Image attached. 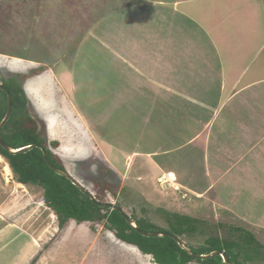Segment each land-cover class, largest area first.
I'll return each instance as SVG.
<instances>
[{
  "label": "rangeland",
  "instance_id": "374dc122",
  "mask_svg": "<svg viewBox=\"0 0 264 264\" xmlns=\"http://www.w3.org/2000/svg\"><path fill=\"white\" fill-rule=\"evenodd\" d=\"M202 2L206 9L204 18L211 25L209 19L217 5L211 0ZM132 7L130 0H0V83L10 76L29 75L23 87L35 115L45 125L49 148L95 196L102 189L106 193L105 203L120 204L132 218L143 217L163 228L169 227L168 211L205 221L192 238H183L188 246H201L209 236L226 238L231 226L244 227L263 245L264 255V168H237L218 183L220 186L201 178L206 172L204 165L195 166L193 176L187 178L192 163L201 161L196 146L189 144L171 154L157 151L160 155L156 157L162 164H174L182 171L190 181L189 186L179 185V181L176 185L162 184L158 179L162 172L148 168L151 158L147 152L181 142L182 135H172L176 130L171 117L166 120L169 129L164 128V123L154 126L146 121L138 135L142 107L138 102L133 103L131 109L121 108L122 119L117 116L105 128L106 143L95 128H85L78 117L66 116L64 101L69 96L65 76L73 70L80 81L84 72L98 73L100 58L104 64L110 63L108 51L117 59L118 42L122 45L123 42L109 34L115 28L107 19L119 18L124 9ZM134 11L120 16L129 22L123 27L129 38L125 42L133 41L131 37L148 41V35L136 33L140 25H133L132 21L137 20ZM142 29L146 31L145 26ZM82 45L93 48L91 56L76 55V48ZM42 66L45 69L37 72ZM103 80L107 81L105 77ZM93 82L94 87L101 82L100 74ZM56 83L67 88L55 87ZM91 94L92 91L78 96L86 99ZM95 94L98 99L104 97L99 91ZM98 104L94 102L91 106L98 111L101 107ZM117 120L122 121V126ZM165 131H170L171 139L164 135ZM135 151L141 155L131 157ZM188 156L192 162H185ZM7 161L10 164L0 154V212L6 211L9 220H20L40 239L42 252L32 264H158L152 255L120 240L105 220L82 224L70 220L60 228L58 215L46 203L43 188L31 184L20 186L14 169L13 176L7 174ZM110 187L117 190V197L112 195ZM107 211L103 207L102 212Z\"/></svg>",
  "mask_w": 264,
  "mask_h": 264
},
{
  "label": "crops",
  "instance_id": "0c3cea01",
  "mask_svg": "<svg viewBox=\"0 0 264 264\" xmlns=\"http://www.w3.org/2000/svg\"><path fill=\"white\" fill-rule=\"evenodd\" d=\"M130 1L133 7L121 14L135 10L137 20L132 22L140 25L136 33L148 35V41L131 37L133 41L125 42L129 38L123 27L128 20L121 14L106 18L115 28L109 34L123 45L117 41V59L108 51L110 63L100 58L98 73L84 72L79 81L70 70L65 76L68 88L56 83L55 87L67 88L66 116L78 117L85 128H95L106 143L105 128L117 116L122 119L121 108L131 109L133 103L142 107L138 135L146 121L154 126L164 123L169 129L166 120L171 117L176 130L172 135H182L181 142L147 152L148 168L162 175L166 171L161 167H167L182 186L190 181L174 164L158 161L157 151L165 155L189 144L196 146L201 161L192 163L187 178L193 176L195 166L204 165L201 178L215 186L237 168H264V0H211L217 5L211 25L204 18V0ZM76 49V55L84 56H91L93 50L83 45ZM97 74L101 82L94 87ZM90 91L86 99L78 96ZM97 91L104 97L93 96ZM94 102L100 110L92 108ZM117 122L122 126V121ZM164 135L171 139L170 131ZM137 152L131 157L141 155ZM246 172V177L251 176ZM42 248L40 239L20 220H9L6 211L0 212V264H31Z\"/></svg>",
  "mask_w": 264,
  "mask_h": 264
},
{
  "label": "trees",
  "instance_id": "16d2710c",
  "mask_svg": "<svg viewBox=\"0 0 264 264\" xmlns=\"http://www.w3.org/2000/svg\"><path fill=\"white\" fill-rule=\"evenodd\" d=\"M43 69H45L44 66L40 67L37 72H42ZM28 76H10L2 82L3 86L10 91L13 102L12 115L2 130V139L13 148H22L29 145H34V147L27 151L13 153L0 143V154L9 160L12 169L18 175L19 182L43 188L45 201L58 215L60 228H64L70 220H75L79 224L105 220L107 221V227L120 240L137 246L144 254L152 255L158 264H192L195 262L200 264H225L221 255L205 259L191 256L171 236L172 234L182 239L184 237L192 238L193 233L205 221L190 215L168 211L167 221L169 227L163 228L146 218L134 216L133 218L140 230L167 233L166 236H145L140 230L133 227L119 210L106 207L108 211L103 213V207L82 192L70 179L55 172L46 162L44 150L47 151V157L52 165L63 170H67V168L49 148L45 125L35 115L30 104L23 87V83ZM0 96L1 124L7 114L9 103L7 92L1 88ZM118 186L116 189H118ZM110 188L112 195L117 197V190ZM97 194V200L105 202L106 193L102 189H98ZM229 230V236L226 238L209 236L205 239V244L190 247L199 255L210 254L215 250H223L228 255L231 264H257L259 260L264 261L261 250L263 245L249 229L231 226ZM36 259L37 257L32 263Z\"/></svg>",
  "mask_w": 264,
  "mask_h": 264
},
{
  "label": "water",
  "instance_id": "95a60500",
  "mask_svg": "<svg viewBox=\"0 0 264 264\" xmlns=\"http://www.w3.org/2000/svg\"><path fill=\"white\" fill-rule=\"evenodd\" d=\"M0 88L3 89V90H5L7 92V94H8V103H9L7 114H6V116L4 117L3 121L0 124V143L3 145V147H5L7 150H9V151H11L13 153L23 152V151H27V150L32 149L34 147V145H29V146L22 147V148H13V147H10L9 145H7L3 141V139H2V130H3L4 126L6 125V123L11 118L13 102H12V95H11L10 91L5 86H3L2 83H0ZM44 154H45V160H46V162L55 170V172H57L58 174H60V175H62L64 177H67L68 179H70L79 189H81L82 192L86 193L99 206H101V207H110L112 209L119 210L124 215V217L127 219V221L133 227H135L136 229L140 230L139 227H138V225H137V223H136V221L130 215H128L122 209V207L120 205L114 204V203L100 202L99 200H97L95 194L93 192L89 191L84 186V184L79 179H77L74 175H72L68 170H63L61 168H58V167L52 165L50 163L48 157H47V151L46 150H44ZM140 231L145 236H155V237H157V236H166L167 235V233L147 232V231H144V230H140ZM171 236L179 243V245L183 249H185L191 256H193L195 258L205 259V258H211V257L217 256V255H221L223 257V259H224L225 264H231L228 255L223 250H215V251H213L210 254H202V255H199V254L195 253L190 246H188V244L186 243V241L184 239H182L179 236L172 235V234H171Z\"/></svg>",
  "mask_w": 264,
  "mask_h": 264
},
{
  "label": "built area",
  "instance_id": "2783aa9c",
  "mask_svg": "<svg viewBox=\"0 0 264 264\" xmlns=\"http://www.w3.org/2000/svg\"><path fill=\"white\" fill-rule=\"evenodd\" d=\"M159 181L162 184L171 183L173 185H176L178 182V177L173 171H166L162 175L159 176Z\"/></svg>",
  "mask_w": 264,
  "mask_h": 264
},
{
  "label": "bare ground",
  "instance_id": "6f19581e",
  "mask_svg": "<svg viewBox=\"0 0 264 264\" xmlns=\"http://www.w3.org/2000/svg\"><path fill=\"white\" fill-rule=\"evenodd\" d=\"M2 157V156H1ZM6 171H7V174L9 175V176H13V169H12V167H11V165L8 163V161H7V168H6ZM21 184V183H20Z\"/></svg>",
  "mask_w": 264,
  "mask_h": 264
}]
</instances>
